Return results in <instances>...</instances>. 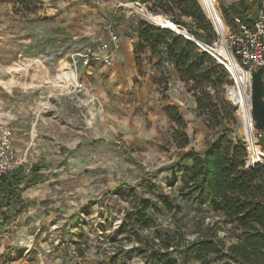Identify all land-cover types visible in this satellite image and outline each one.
<instances>
[{
  "label": "rangeland",
  "instance_id": "1",
  "mask_svg": "<svg viewBox=\"0 0 264 264\" xmlns=\"http://www.w3.org/2000/svg\"><path fill=\"white\" fill-rule=\"evenodd\" d=\"M240 1L216 0L226 40L241 19L229 8ZM37 2L28 11L25 0L0 1V166L10 155L2 145L9 130L13 169L7 174L22 169L28 182L38 168L42 179L5 209L12 217L0 232V264H152L138 236L194 239L199 218L210 215L208 205L183 198L185 170L193 164L185 154L193 148L202 155L217 131L206 126L169 63L157 65L147 50L135 51L137 21L157 24L134 0ZM119 2L125 7L117 8ZM243 7L254 8V20L264 0H246ZM110 27L133 67L117 57L112 67L84 64V54L109 42ZM66 71L75 76L64 77ZM167 106L184 116L189 147L177 148L179 129ZM229 128L240 129L237 119ZM142 200L154 206L148 224L128 222L123 229V215ZM171 255L181 263L180 251Z\"/></svg>",
  "mask_w": 264,
  "mask_h": 264
},
{
  "label": "trees",
  "instance_id": "2",
  "mask_svg": "<svg viewBox=\"0 0 264 264\" xmlns=\"http://www.w3.org/2000/svg\"><path fill=\"white\" fill-rule=\"evenodd\" d=\"M25 1L31 11L29 5L40 0ZM134 1L145 4L150 14L169 18L191 36L209 45L218 38L198 0ZM245 2L241 0L229 9L239 14L244 24L252 25L254 20L249 16L254 8H244ZM225 14L230 22L229 13ZM132 31L138 40L135 51L147 50L151 59H159L157 65L164 61L169 63L188 93H192L196 111L206 126L217 131V139L208 144L202 155L193 148L185 154L193 164L185 170L188 182L183 198L198 207L208 205L210 215L199 218L194 239L185 240L181 233V237L171 233L158 235L151 241L138 236V244L145 249L143 254L151 253L152 264H189L190 261L200 264H264V169L247 170L244 147L229 135L233 132L229 128L230 122L236 116L234 107L225 97L224 87L230 83L226 71L208 53L171 30L139 19ZM139 61L136 57L138 66ZM165 113L179 129L177 135L180 137H175L177 148L189 147L188 124L179 108L167 106ZM22 173L19 169L0 177V232L11 220L12 216L7 212L11 205L22 201L21 194L42 180L38 168L33 169L28 182ZM153 208L150 201L142 200L134 209L125 212L122 228L125 229L128 222L146 227L147 213ZM207 219H210L209 223ZM176 251H180L181 263L172 258L171 254Z\"/></svg>",
  "mask_w": 264,
  "mask_h": 264
},
{
  "label": "built area",
  "instance_id": "3",
  "mask_svg": "<svg viewBox=\"0 0 264 264\" xmlns=\"http://www.w3.org/2000/svg\"><path fill=\"white\" fill-rule=\"evenodd\" d=\"M43 1L52 5L56 0ZM101 1L96 0L98 4ZM132 5L147 11L145 4L133 2ZM124 7V3L119 2L117 5V8ZM149 16L152 14L149 13ZM111 28H109L111 37L109 42L103 43L97 53L89 51L82 56L86 66H89L93 60L105 67L114 65L115 56L120 49V37ZM226 41L232 53V61L224 63L216 57L215 59L221 63L220 65L223 66L229 77L230 83L224 87L225 97L234 107L236 119L240 124V129L234 130L231 138L235 143H240L244 147L247 170L264 169V130L257 126L251 113L252 72L264 66V9L261 8L257 11L252 25L244 24L240 18H236L235 29L230 32ZM243 78L246 84L241 89L238 86V80L242 81ZM77 84L79 83L77 82ZM79 85L82 86V84ZM11 137L12 133L9 130L3 132V151L10 155L5 166H0V177L13 169L8 164L12 160ZM209 222L210 219H207V223Z\"/></svg>",
  "mask_w": 264,
  "mask_h": 264
},
{
  "label": "bare ground",
  "instance_id": "4",
  "mask_svg": "<svg viewBox=\"0 0 264 264\" xmlns=\"http://www.w3.org/2000/svg\"><path fill=\"white\" fill-rule=\"evenodd\" d=\"M202 4V8L205 11V14L208 15V17L215 21L216 27L220 33V36H223L219 41H217L215 44L210 45L208 47L205 44V41L198 40L194 38L193 36L187 35L189 38L193 40L195 44H198L200 48L208 50V52L213 55L214 57L220 59L222 62L227 63L229 61H232V53L231 50L228 47L227 41H226V34L228 32V27L224 23L223 19L218 13V10L216 8V0H200ZM150 19L156 23L157 25L161 26L163 29H168L173 32L182 33V30L179 28L178 25H176L174 22H172L169 18L161 16V15H153L149 16ZM63 76L66 78H71L75 76L71 71H66L63 73ZM62 76V77H63ZM245 79L243 78L242 81L238 80V86L242 89L243 85H245Z\"/></svg>",
  "mask_w": 264,
  "mask_h": 264
},
{
  "label": "water",
  "instance_id": "5",
  "mask_svg": "<svg viewBox=\"0 0 264 264\" xmlns=\"http://www.w3.org/2000/svg\"><path fill=\"white\" fill-rule=\"evenodd\" d=\"M204 11V9H203ZM205 12V11H204ZM153 16V15H152ZM214 26L215 32L218 36L220 33L216 27L215 21L211 20ZM181 29V27H179ZM177 33V32H175ZM187 39H189L192 43L193 40L186 36L185 32L178 33ZM223 38V36H220ZM195 44V43H194ZM208 47L211 46L205 43ZM197 47L200 48L198 44H195ZM202 49V48H201ZM206 53L209 54L208 50H204ZM251 113L254 121L256 122L257 126L264 130V66L259 69H255L252 72V83H251Z\"/></svg>",
  "mask_w": 264,
  "mask_h": 264
},
{
  "label": "crops",
  "instance_id": "6",
  "mask_svg": "<svg viewBox=\"0 0 264 264\" xmlns=\"http://www.w3.org/2000/svg\"><path fill=\"white\" fill-rule=\"evenodd\" d=\"M120 49H119V52L116 54L115 58L117 57V60L119 61H122L124 59H126L127 61H130L131 62V67H133V57H132V54H129V50L126 49L123 51V53H120L122 51V42H121V37H120ZM194 105L196 106V103H195V100H194Z\"/></svg>",
  "mask_w": 264,
  "mask_h": 264
}]
</instances>
